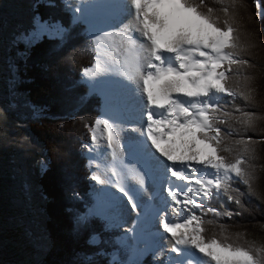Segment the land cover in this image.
Returning a JSON list of instances; mask_svg holds the SVG:
<instances>
[{
  "label": "snow or ice",
  "instance_id": "6c2138e0",
  "mask_svg": "<svg viewBox=\"0 0 264 264\" xmlns=\"http://www.w3.org/2000/svg\"><path fill=\"white\" fill-rule=\"evenodd\" d=\"M129 5L133 11L127 23L95 37L97 63L84 75L93 77L106 70L100 61L103 49L120 74L136 86L146 124L134 131H140L163 158L152 159L175 181L183 182H171L167 189L175 205L170 210L179 215H161L169 206L167 200L164 209L154 212L170 236L169 260L163 264H264V243L249 241L245 232H231L215 219H231L232 212L206 206L222 196L239 205L241 195L254 193L258 179L251 165L257 141L245 136L233 139L234 125L246 130L259 118L234 103L238 97L250 99L238 82L251 79L245 69L252 67L243 58L244 46L234 27L235 0L220 9L223 20L205 0H127L123 10ZM258 15L264 17V9ZM39 30L57 37L66 31L55 21H42ZM225 96L232 99L226 101ZM89 131L94 144L106 141L115 159L122 129L109 119H96ZM112 175H117L114 168ZM92 179L112 183L95 174ZM138 182L144 184L143 176L138 175ZM237 184L244 185L247 193ZM120 191L136 209L133 197L123 187ZM209 213L214 219H206ZM209 225L214 229L211 235Z\"/></svg>",
  "mask_w": 264,
  "mask_h": 264
},
{
  "label": "trees",
  "instance_id": "16d2710c",
  "mask_svg": "<svg viewBox=\"0 0 264 264\" xmlns=\"http://www.w3.org/2000/svg\"><path fill=\"white\" fill-rule=\"evenodd\" d=\"M205 2L223 20L220 9L230 6L233 0ZM8 6L20 8V15L14 19L28 27L36 16L40 22H58L66 31L63 37L42 36L33 44H16L14 53L7 48L6 69H0V106L7 108L3 100L11 102V93H14L15 99L28 108L27 121L21 125L20 132L40 145L41 160H45V168L38 171L36 178L44 217L42 238L34 248L25 251L29 252L28 256L22 259L15 239L0 233L1 264L10 257L17 262L21 260L20 264H125L129 251L124 252L112 237L114 229H108L105 220L90 213L94 201L89 192L92 179L86 146L91 137L89 129L100 114L101 99L89 91L82 71L94 62V43L87 35L86 26L72 20L63 0H8ZM261 9H264V0H235L234 27L244 46L243 58L252 67L245 69L251 79L238 82L240 89L250 94V99L246 102L238 97L234 103L259 118L246 130L234 125L233 139L245 136L257 141L251 159L258 178L253 184L255 191L241 195L239 205L225 196L206 205L232 212L231 219L226 216L215 219L231 232H245L249 241L257 243H264V17L258 15ZM5 24L6 21L2 26ZM23 51L25 55L19 53ZM224 99L232 98L225 96ZM227 107L231 109L232 104ZM234 186L247 193L244 185ZM206 219L214 217L209 213ZM208 227L211 235L213 226ZM93 235L99 239L97 244L91 243ZM112 251H116L117 259L112 260ZM79 256L82 259H77ZM151 256L148 253L141 262L131 264H153Z\"/></svg>",
  "mask_w": 264,
  "mask_h": 264
},
{
  "label": "rangeland",
  "instance_id": "374dc122",
  "mask_svg": "<svg viewBox=\"0 0 264 264\" xmlns=\"http://www.w3.org/2000/svg\"><path fill=\"white\" fill-rule=\"evenodd\" d=\"M70 1L63 0V4L71 12L75 20L81 21L86 26L87 35L93 43L96 36L103 35L106 29L110 28L112 22L118 21L114 18L115 15L113 17L106 10L109 9L108 5L110 2L108 0H105L104 3H101L102 0H81L79 1L80 3L77 2L76 4L75 1L73 3ZM0 7V69H6V57H8L6 54L7 48H11L14 53L16 51V44H33L42 36L49 37L51 34L46 35L43 31L39 30L41 22L36 16L33 18L30 27L23 22L15 20L14 18L20 15V8L16 6L17 9H12L8 6V0H0ZM8 7L11 11L8 10ZM74 8H80L81 11L76 12ZM27 10H29V7H27ZM4 21H6V24L3 27ZM94 46V62L88 68L93 67L97 62V48L95 43ZM19 53L25 55L24 51ZM11 69H14L13 66H11ZM82 77L91 91L98 94L101 99V109L97 119L104 118L110 120L103 95V87H109L108 83L103 78H95L90 81V76H85L84 70L82 71ZM9 83L11 84V81ZM15 96L16 94L11 93V102L9 100H3L8 105L7 108L5 105L0 106V233L10 234L15 239L17 242L15 244L20 246L17 253L19 255L21 254L23 259L27 258L29 253L25 251L34 248L36 243L42 238L41 226L44 217L40 195L37 191L36 178L39 177L38 171H42L45 168V160H41L40 145L33 141L31 137H27L24 133L20 132L21 125L27 121L26 114L28 108L19 100L15 99ZM10 115L11 117H9ZM105 148L106 141L102 139L98 144H94L90 137V142L86 146V157L91 179L95 172H97L95 175H99L98 162L95 156L99 150H105ZM99 176L101 177V175ZM162 185H165L167 190L168 182L162 183ZM104 186V183H98L92 179L89 188V192L93 195L94 201L90 207V213L92 215H96L92 212L95 197L102 200L103 203L105 202L104 204L109 200L107 193L104 191ZM120 194L121 196L119 197L124 201L123 192ZM196 199L199 201V198ZM124 203L126 208L125 210L122 209V213H127L131 210V207L125 201ZM194 211L196 213L199 212V210ZM105 222L108 229H114L115 232L113 231L114 234L112 237L116 239L120 248L122 247L121 249L124 252L129 251L131 256L133 250L123 241V237L126 235L123 230L124 227L120 228L121 226L111 223V220L106 219ZM158 224V219L156 217L153 218L151 226L147 231V233H150V239L153 240L152 249L148 252L152 254L153 264H163V262L169 260L160 250L161 239L164 238L166 233L163 231L162 226H158ZM98 241L99 239L96 235L91 237L92 244H97ZM111 257L112 260L117 259L116 251L111 252ZM2 258L3 255H0V264ZM129 258L125 264L141 262V259L130 261ZM77 259H82V256H79ZM20 262L21 260L17 262L13 257H10L9 261L4 262L3 260L2 264H20Z\"/></svg>",
  "mask_w": 264,
  "mask_h": 264
},
{
  "label": "bare ground",
  "instance_id": "6f19581e",
  "mask_svg": "<svg viewBox=\"0 0 264 264\" xmlns=\"http://www.w3.org/2000/svg\"><path fill=\"white\" fill-rule=\"evenodd\" d=\"M73 1L76 4L81 0H71L70 2L73 3ZM108 1L110 2L109 9L106 10L113 17L115 15L114 18L118 21L112 22L106 32H115L120 27L121 22H128V17L133 10L130 5L127 11L123 10L122 6L127 3V0ZM104 2L105 0L101 1V3ZM134 35L138 36V34ZM100 51L101 66L106 70L99 71L97 75L89 77V79L91 81L95 78H103L108 83L109 87H103V95L110 122H114L122 131L120 132V144L116 150L115 159L107 144L105 150H99L95 156L98 162L97 165H99V175L105 181L110 179L112 183H104V191L109 198L108 202L104 204L105 202L103 203L102 200L95 197L92 212L102 219L111 220V223L121 226L120 228L124 227L123 230L126 235L123 237V241L133 250L131 256L129 254L128 257H130V261H134L142 259L152 249L153 240L150 239V233H147V231L153 218L156 217L154 214L155 209H164V202L167 200L169 206L161 215H167L169 218L176 215L170 210L175 205L168 197L166 187L162 183L168 182V189L171 182H183L175 181L174 177L163 171V167L158 165L152 159V156L159 160H163V158L151 147L150 142H146V137H142L140 131H134V129H142L146 124V115L141 111L137 102L138 97L134 92L136 86L120 74L117 65L103 54V49ZM105 61H108V63H105ZM113 168L117 173L115 176L112 175ZM138 175L143 176V185L138 182ZM120 187H123L129 193V196L133 197L138 205L136 209H132L128 196L124 195V201L126 204H130L131 210L122 213V209L125 210L126 207L123 199L119 197L121 196ZM158 226H161L160 223ZM160 243L163 244L161 253H164L169 259V234L166 233ZM175 255V253H171L172 257Z\"/></svg>",
  "mask_w": 264,
  "mask_h": 264
},
{
  "label": "water",
  "instance_id": "95a60500",
  "mask_svg": "<svg viewBox=\"0 0 264 264\" xmlns=\"http://www.w3.org/2000/svg\"><path fill=\"white\" fill-rule=\"evenodd\" d=\"M73 20H74V21H77V20H75L74 18H73Z\"/></svg>",
  "mask_w": 264,
  "mask_h": 264
}]
</instances>
